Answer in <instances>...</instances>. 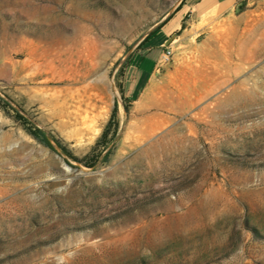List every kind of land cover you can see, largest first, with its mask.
Listing matches in <instances>:
<instances>
[{
  "label": "rangeland",
  "instance_id": "rangeland-1",
  "mask_svg": "<svg viewBox=\"0 0 264 264\" xmlns=\"http://www.w3.org/2000/svg\"><path fill=\"white\" fill-rule=\"evenodd\" d=\"M186 2L0 0V98L28 127L83 157L119 122L85 166L0 108V264H264V0L176 12L142 45Z\"/></svg>",
  "mask_w": 264,
  "mask_h": 264
},
{
  "label": "trees",
  "instance_id": "trees-1",
  "mask_svg": "<svg viewBox=\"0 0 264 264\" xmlns=\"http://www.w3.org/2000/svg\"><path fill=\"white\" fill-rule=\"evenodd\" d=\"M181 6H177L176 9L171 13L169 16L165 18L164 21H162L157 27L152 29L149 34L143 39L142 45L148 41V39L157 33L161 27L166 24L176 12L180 10ZM119 90L121 92V97L123 100V106L128 111L129 109V101L126 96H124L123 89L119 85ZM0 108H2L4 111L7 110V108H11L14 111V118L21 122L22 127L24 130L30 134L32 137L36 138L38 141H40L43 145L54 149V146L52 145L51 140H54L56 146L68 157L72 158L75 161L83 163L85 166H94L96 163H105L108 160L109 154L112 151V147L114 145V140L116 138V134L118 131V117H117V109L116 104L113 106L110 116L107 119L106 123L104 124L100 134L96 138L95 142L91 146L89 152L85 154L83 157H78L73 154V152L67 148L64 144H62L58 139L55 137H49L48 134L42 130L39 127L32 126L28 127V120L10 103L2 98H0Z\"/></svg>",
  "mask_w": 264,
  "mask_h": 264
},
{
  "label": "crops",
  "instance_id": "crops-1",
  "mask_svg": "<svg viewBox=\"0 0 264 264\" xmlns=\"http://www.w3.org/2000/svg\"><path fill=\"white\" fill-rule=\"evenodd\" d=\"M237 4L238 0H187L186 4H184L185 8L179 10V16L183 17L187 12L195 13V15H203L209 13L224 15L225 13H230L231 11H233ZM164 26L165 24L158 31L160 32L159 35L162 34L163 36L162 30ZM168 39L169 37L165 36L163 38V42H158L155 45L148 44L144 48L143 53L138 55L135 62H130L126 75H123V79L127 85L128 96L134 95L137 91L139 93L143 92L150 81L154 78L155 75L152 74L154 72L155 64L158 62L159 56L161 54L162 45L167 43ZM154 50H156L155 53ZM152 53H154L153 64L149 70H146L142 63L145 58L147 56H151Z\"/></svg>",
  "mask_w": 264,
  "mask_h": 264
},
{
  "label": "built area",
  "instance_id": "built-area-1",
  "mask_svg": "<svg viewBox=\"0 0 264 264\" xmlns=\"http://www.w3.org/2000/svg\"><path fill=\"white\" fill-rule=\"evenodd\" d=\"M170 52H171V51H170L169 49H167V50L162 54V57H163L164 60H165V59H168Z\"/></svg>",
  "mask_w": 264,
  "mask_h": 264
},
{
  "label": "bare ground",
  "instance_id": "bare-ground-1",
  "mask_svg": "<svg viewBox=\"0 0 264 264\" xmlns=\"http://www.w3.org/2000/svg\"><path fill=\"white\" fill-rule=\"evenodd\" d=\"M218 68H219V67L217 66V69H218ZM217 69H216V70H217ZM219 70H220V69H219ZM217 71H218V70H217ZM213 73H214V72H213ZM212 75H215V74H212ZM103 85H104V82H103ZM250 89H251V88H250ZM255 91H256V90H255ZM255 91H254V92H255ZM250 92H251V90H250ZM250 92H249V93H250ZM255 93H256V92H255ZM0 141H1V140H0ZM8 186H9V185H8Z\"/></svg>",
  "mask_w": 264,
  "mask_h": 264
}]
</instances>
